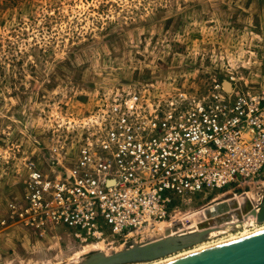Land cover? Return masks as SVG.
I'll use <instances>...</instances> for the list:
<instances>
[{"label":"rangeland","instance_id":"1","mask_svg":"<svg viewBox=\"0 0 264 264\" xmlns=\"http://www.w3.org/2000/svg\"><path fill=\"white\" fill-rule=\"evenodd\" d=\"M231 77L264 90V0H0V264L80 263L167 237L160 225L179 214H199L189 227L196 236L227 227L226 235H200V243L177 253L131 263L153 264L257 225L251 212L264 198L263 184L251 194L195 193L187 206L175 201L180 208L169 221L105 242L81 243L70 226L43 234L17 215L31 171L73 167L74 122L104 94L152 85L199 98ZM93 245L100 248L90 251Z\"/></svg>","mask_w":264,"mask_h":264},{"label":"built area","instance_id":"2","mask_svg":"<svg viewBox=\"0 0 264 264\" xmlns=\"http://www.w3.org/2000/svg\"><path fill=\"white\" fill-rule=\"evenodd\" d=\"M230 81V91L216 82L199 98L152 85L104 94L74 122L73 167L31 171L18 217L43 234L70 226L81 243L139 237L195 193L260 179L264 90Z\"/></svg>","mask_w":264,"mask_h":264},{"label":"water","instance_id":"3","mask_svg":"<svg viewBox=\"0 0 264 264\" xmlns=\"http://www.w3.org/2000/svg\"><path fill=\"white\" fill-rule=\"evenodd\" d=\"M224 84L231 88L228 81ZM251 214L259 224L264 223V198ZM205 231L208 230L198 231L200 239L205 237ZM195 234L189 232L143 245L132 244V249L127 247L109 254L98 252L79 264H131L157 260L200 243ZM163 264H264V230Z\"/></svg>","mask_w":264,"mask_h":264},{"label":"bare ground","instance_id":"4","mask_svg":"<svg viewBox=\"0 0 264 264\" xmlns=\"http://www.w3.org/2000/svg\"><path fill=\"white\" fill-rule=\"evenodd\" d=\"M227 89H228V86H227ZM230 90H231V88H230ZM210 211L211 212H215L216 210H215V208H211L210 209ZM198 214V213H197ZM196 214V216L195 215H193V214H190V215H188V214H186V215H182V214H179L177 217H175L172 221H171V223L169 222H165V223H162L161 225H160V230H161V232H163V234H168V236H169V233H171V234H175V233H177V232H175V230H179V229H181L182 228V230H180L179 232H181V231H184L185 229H189V227H190V225L192 226V224H194V222L197 220L195 217H198L199 216V214L197 215ZM195 218V221L193 222V223H191L192 222V220ZM254 219L255 220H252V222L254 223V224H257V225H253V226H250V227H252V228H254V229H252V228H250V227H248V230H245L244 231V226H242V231H240V232H238L237 234L236 233H230V235H240V236H233V237H231V238H228L227 240H223V241H220V242H217V243H214V244H209V245H207V246H203V247H200V248H198V249H195V250H193V251H189V252H186V253H181L180 255H178V256H175V257H171V258H169V259H166V260H161V261H158V262H156V263H153V264H163V263H166V262H169V261H173V260H176V259H179V258H182V257H185V256H188V255H191V254H194V253H196V252H200V251H203V250H205V249H207V248H210V247H213V246H218V245H221V244H224V243H227V242H230V241H234V240H237V239H239V238H242V237H245V236H247V235H250V234H253V233H256V232H259V231H262V230H264V223L263 224H259L258 223V221H257V218H255L254 217ZM237 220V219H236ZM237 222H238V220H237ZM234 223V222H233ZM236 223V222H235ZM249 223V222H248ZM238 224V223H237ZM158 225V224H157ZM231 225H233L234 226V224H231ZM230 225V226H231ZM237 226H239V225H237ZM241 226V225H240ZM260 226V227H259ZM193 227V226H192ZM247 227V226H246ZM178 228V229H177ZM225 228H227V227H223V226H220V227H215V228H213V229H211L209 232H207V233H205L204 234V238H207V239H211V238H215V237H218V236H221V235H226L227 234V232L228 231H226L225 230ZM232 228V227H231ZM147 229H149V228H147ZM146 229V230H147ZM157 229V228H156ZM191 229H193V228H191ZM194 230V229H193ZM225 230V231H224ZM160 232V231H159ZM196 233V231H192L191 233ZM136 234V233H135ZM138 234V233H137ZM182 234H183V232H182ZM132 236V235H131ZM171 236V235H170ZM173 236V235H172ZM197 236H200V235H198L197 234ZM201 237V236H200ZM199 239V238H198ZM102 242H105V240H101ZM100 241V242H101ZM138 243V242H137ZM97 246V245H96ZM95 245H93V246H90V248H89V250L91 251V250H98L97 248H100L99 246L98 247H96ZM132 249V248H131ZM108 252V251H107ZM108 254V253H107ZM74 261V260H73ZM76 262V261H75ZM77 263H79V261H77L76 262V264ZM75 264V263H74Z\"/></svg>","mask_w":264,"mask_h":264},{"label":"crops","instance_id":"5","mask_svg":"<svg viewBox=\"0 0 264 264\" xmlns=\"http://www.w3.org/2000/svg\"><path fill=\"white\" fill-rule=\"evenodd\" d=\"M261 178H264V174L262 175ZM261 184L264 185V182L262 181V179H257L254 182H247V183H243V184H239V185L235 184V185H231V188H229V189L225 188L224 191L221 192V194L222 195L228 194V193H231L233 191H239L240 189H242L243 192H247L248 194H251V192H253L256 189H260V188L262 189V187L264 188V186L261 187ZM248 189H251V191H248ZM262 196H264V191H262ZM261 199H262V197H261ZM259 203H260V200H259Z\"/></svg>","mask_w":264,"mask_h":264}]
</instances>
